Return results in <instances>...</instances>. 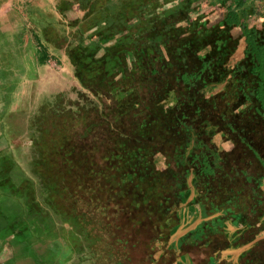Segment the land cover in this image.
Wrapping results in <instances>:
<instances>
[{"label":"trees","instance_id":"trees-1","mask_svg":"<svg viewBox=\"0 0 264 264\" xmlns=\"http://www.w3.org/2000/svg\"><path fill=\"white\" fill-rule=\"evenodd\" d=\"M204 1L125 0L106 15H92L99 31L68 54L78 83L74 97L59 94L30 117L25 168L0 158V231L28 238L22 257L11 263L70 264L65 255L72 258L78 246H69L65 231L82 240L81 249L94 259L97 244L124 250L123 243H133L128 234L134 224L142 233L146 223H154L146 215L159 211L161 178L168 176L156 167L155 156L166 157L175 147L184 146L178 159L196 144L230 164L245 155L246 164L264 175V112L256 115L261 135L247 133L255 145L245 152L246 144L232 138L225 139L231 152L218 148L214 138L221 124L210 115L225 106L221 97L236 82L240 66L246 86L264 81V12L246 0ZM217 11L220 16L206 21ZM221 33L225 40L218 54L213 40ZM239 39L243 55L233 62ZM239 98L232 114L243 106ZM168 120L181 123L180 138L167 133ZM250 124L243 128L248 131ZM193 182V174L186 175L185 183ZM180 220L184 228L186 221ZM37 241L40 253L32 251Z\"/></svg>","mask_w":264,"mask_h":264},{"label":"rangeland","instance_id":"rangeland-1","mask_svg":"<svg viewBox=\"0 0 264 264\" xmlns=\"http://www.w3.org/2000/svg\"><path fill=\"white\" fill-rule=\"evenodd\" d=\"M204 3L206 4V0ZM195 6L198 7L197 4ZM202 10L205 12L204 10L207 9L202 8ZM197 11L200 13L198 9ZM220 15L221 11L209 14L206 21L212 22ZM233 34L239 36L238 31ZM224 40L222 33L218 38L216 35L214 37L213 44L219 50L218 54L223 53L220 48ZM186 44L184 43V46ZM238 46L231 59L233 62L242 58L243 39H239ZM241 69L240 66L237 70L238 78L234 80L236 82L232 81L229 90L226 89L221 97L225 106L210 112L213 121L221 124L216 126L218 133L214 142L225 152H231L233 148L231 143L225 142V139L232 138L236 142L246 144L247 148L244 146L242 149V152H245L247 149L251 151L252 146L255 145L253 141H247V133L250 132L255 137L261 135V131L257 129L256 115L263 116L262 112H264V81L246 86L243 76L247 73L246 70ZM256 71L260 69L256 68ZM75 84L72 67L61 58V65L52 63L50 71L45 73L33 87L28 82L20 85L16 90L17 96L15 93L13 100L11 98V104L4 103L0 98V158H7L19 168H25L27 159L25 157L30 147L27 133L30 117L43 103L53 102L59 92L73 98L72 88ZM5 94L8 96L9 92ZM238 98L243 99V106L232 114V105ZM243 113L245 114L242 115ZM165 123L170 137L176 135L180 138L183 131L182 128L180 130L181 123L175 124L171 120ZM248 123L251 124L246 131L243 127ZM197 148L200 149L198 154ZM181 149L184 150V146H181ZM181 149L180 146L171 149L174 150L173 153H167L166 157L155 156L156 167L159 170H168V176L161 178L165 190L158 198L159 211L147 212L146 215L147 220L154 223H146V229L142 233H138L140 229L134 224L128 234L133 243L130 245L123 243L124 250L107 242L97 244L99 251L97 259L93 258L88 249L82 250L81 246L84 244L82 240H77L69 231H65L64 238L68 239L69 246L79 247L76 252L74 251L75 255L72 253V258L67 257L70 259L67 263L264 264L263 172H257L249 167L245 155L235 156L230 164L225 159H219L216 154L208 151L209 149L201 148L196 144L187 151L186 155L178 159ZM191 174L194 176V182L189 185L185 183V179L186 175L191 176ZM190 187V194L186 199L185 193ZM15 188L16 186L13 187V191ZM2 209L6 210L4 207ZM180 218L186 221L184 228H180L182 225L179 223ZM188 221L194 222L190 225ZM10 222L12 220L8 219L9 225ZM161 222L164 226L159 224ZM178 228L180 229L177 230ZM60 235L62 236L63 233ZM138 236H140L139 240ZM44 240L47 241L48 238L42 237V241ZM27 244V236H18L16 232L6 234L1 229L0 264H13L11 262L16 261L15 257H22L23 248ZM37 244L38 241L35 247H32L34 253L42 252L38 251L39 244ZM48 244L49 241L44 247L46 250L49 248ZM14 245L17 247L13 250L11 247ZM55 263L60 264L57 261Z\"/></svg>","mask_w":264,"mask_h":264},{"label":"crops","instance_id":"crops-1","mask_svg":"<svg viewBox=\"0 0 264 264\" xmlns=\"http://www.w3.org/2000/svg\"><path fill=\"white\" fill-rule=\"evenodd\" d=\"M48 1L0 0V98L4 103L11 104L16 90L25 82L33 87L50 71L52 63L61 65V58L72 67L75 79L69 51L82 48L99 31L92 15H106L107 8L125 0ZM247 3H255L264 12V0H246ZM169 8L168 4L162 10ZM253 21L259 24L257 19ZM44 55L53 59L41 64L39 59ZM77 84L76 81L75 87ZM59 94L62 93L54 98Z\"/></svg>","mask_w":264,"mask_h":264},{"label":"flooded vegetation","instance_id":"flooded-vegetation-1","mask_svg":"<svg viewBox=\"0 0 264 264\" xmlns=\"http://www.w3.org/2000/svg\"><path fill=\"white\" fill-rule=\"evenodd\" d=\"M72 253H73V252H72ZM72 253L69 254L71 257H73V256H72ZM73 255H75V253H73ZM67 256H68V255L66 254V255H65V260L68 262L70 259H68Z\"/></svg>","mask_w":264,"mask_h":264}]
</instances>
